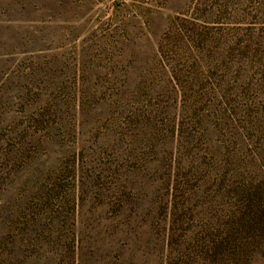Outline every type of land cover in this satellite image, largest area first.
I'll list each match as a JSON object with an SVG mask.
<instances>
[{"label": "rangeland", "instance_id": "1", "mask_svg": "<svg viewBox=\"0 0 264 264\" xmlns=\"http://www.w3.org/2000/svg\"><path fill=\"white\" fill-rule=\"evenodd\" d=\"M264 0H0V264H264Z\"/></svg>", "mask_w": 264, "mask_h": 264}, {"label": "trees", "instance_id": "2", "mask_svg": "<svg viewBox=\"0 0 264 264\" xmlns=\"http://www.w3.org/2000/svg\"><path fill=\"white\" fill-rule=\"evenodd\" d=\"M261 213L263 214L264 213V209L261 211ZM264 215V214H263Z\"/></svg>", "mask_w": 264, "mask_h": 264}]
</instances>
